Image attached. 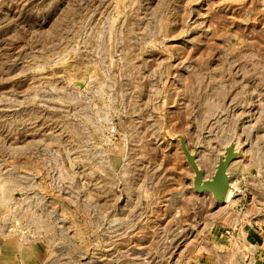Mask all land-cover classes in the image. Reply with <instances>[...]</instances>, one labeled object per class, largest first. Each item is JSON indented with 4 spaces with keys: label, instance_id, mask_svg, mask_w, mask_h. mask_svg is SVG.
I'll list each match as a JSON object with an SVG mask.
<instances>
[{
    "label": "rangeland",
    "instance_id": "obj_1",
    "mask_svg": "<svg viewBox=\"0 0 264 264\" xmlns=\"http://www.w3.org/2000/svg\"><path fill=\"white\" fill-rule=\"evenodd\" d=\"M182 140L235 147L223 203ZM263 224L264 0H0V264H240Z\"/></svg>",
    "mask_w": 264,
    "mask_h": 264
},
{
    "label": "water",
    "instance_id": "obj_2",
    "mask_svg": "<svg viewBox=\"0 0 264 264\" xmlns=\"http://www.w3.org/2000/svg\"><path fill=\"white\" fill-rule=\"evenodd\" d=\"M180 146L182 153L193 172L192 186L194 190L200 193L211 192L216 201L223 203L228 189V165L237 156L235 147L232 144L227 146L224 150V154L218 159L212 176L204 178V172L197 162L196 155L190 151L183 140L180 142Z\"/></svg>",
    "mask_w": 264,
    "mask_h": 264
},
{
    "label": "crops",
    "instance_id": "obj_3",
    "mask_svg": "<svg viewBox=\"0 0 264 264\" xmlns=\"http://www.w3.org/2000/svg\"><path fill=\"white\" fill-rule=\"evenodd\" d=\"M217 245L218 246L216 248V251H218V253L220 252V254L213 253L215 255L212 254V256H210V260L212 261L211 264H220V263L221 264H229V261L232 260V259H231L230 250H228V246H226L224 244H217ZM218 255H220L222 257L221 260H220V258L218 260ZM262 259L264 260V256L263 257L260 256V253H258L257 256L252 254L251 260L249 261V264H264V262H262ZM239 263L240 264H245L246 262H244L243 259L242 260L240 259ZM205 264H209V263H205Z\"/></svg>",
    "mask_w": 264,
    "mask_h": 264
},
{
    "label": "bare ground",
    "instance_id": "obj_4",
    "mask_svg": "<svg viewBox=\"0 0 264 264\" xmlns=\"http://www.w3.org/2000/svg\"><path fill=\"white\" fill-rule=\"evenodd\" d=\"M199 164V163H198ZM200 166V165H199ZM200 168H201V166H200ZM202 169V168H201ZM215 170V169H214ZM214 173V172H213ZM212 173V174H213ZM212 174L210 175V177L212 176ZM227 176H228V189H229V186H230V181H229V173H228V170H227ZM204 178H209V177H206V175L204 174ZM228 189H227V191H226V194H227V192H228ZM225 198H226V195H225ZM225 198H224V201H225Z\"/></svg>",
    "mask_w": 264,
    "mask_h": 264
},
{
    "label": "built area",
    "instance_id": "obj_5",
    "mask_svg": "<svg viewBox=\"0 0 264 264\" xmlns=\"http://www.w3.org/2000/svg\"><path fill=\"white\" fill-rule=\"evenodd\" d=\"M232 187H233V185H232ZM233 189H235V188L233 187ZM251 256H249L246 260H244V262H246L245 264H249V261L251 260Z\"/></svg>",
    "mask_w": 264,
    "mask_h": 264
}]
</instances>
